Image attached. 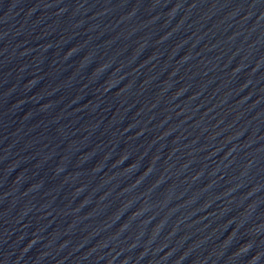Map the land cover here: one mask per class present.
Wrapping results in <instances>:
<instances>
[{"label":"water","instance_id":"obj_1","mask_svg":"<svg viewBox=\"0 0 264 264\" xmlns=\"http://www.w3.org/2000/svg\"><path fill=\"white\" fill-rule=\"evenodd\" d=\"M0 264H264V0H0Z\"/></svg>","mask_w":264,"mask_h":264}]
</instances>
